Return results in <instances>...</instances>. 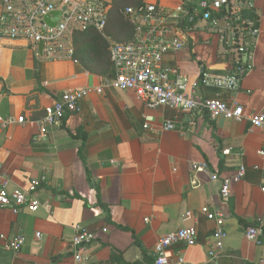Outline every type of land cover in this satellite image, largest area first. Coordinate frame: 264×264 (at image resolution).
<instances>
[{"label": "crops", "instance_id": "crops-1", "mask_svg": "<svg viewBox=\"0 0 264 264\" xmlns=\"http://www.w3.org/2000/svg\"><path fill=\"white\" fill-rule=\"evenodd\" d=\"M254 2L260 36L253 68L236 91L199 83L202 70L220 75L232 70L233 58L215 37L197 31L180 52L166 57V66L188 77L189 95L195 90L201 99L237 103L246 115L264 111V0ZM142 3L175 5L173 0ZM100 80L74 59L47 62L22 41L0 40L3 118L36 121L63 92L93 87ZM167 123L176 129L162 131ZM263 145L264 133L247 121L210 119L205 112L192 116L169 108L149 110L131 91L88 96L80 113L67 115L45 137L32 123L0 129V168L10 178L8 189L24 190L32 180L45 179L36 212L0 209V235L25 238L17 254L3 250L0 242V264H77L71 246L77 226L95 235L86 247L85 264H153L158 240L182 228L196 230V244L175 246L172 259L179 254L184 264H264V238L256 245L245 236L249 227L264 228V162L257 155ZM226 150L229 154L223 153ZM200 163L221 176L233 175L240 166L245 174L224 200L220 182L192 169ZM95 188L108 211L98 206ZM203 209L224 216L222 251L214 249L215 225ZM113 250L121 255L111 260ZM210 251L216 252V259L210 258Z\"/></svg>", "mask_w": 264, "mask_h": 264}, {"label": "built area", "instance_id": "built-area-1", "mask_svg": "<svg viewBox=\"0 0 264 264\" xmlns=\"http://www.w3.org/2000/svg\"><path fill=\"white\" fill-rule=\"evenodd\" d=\"M173 1L175 5L171 7L157 3L126 7L122 14L131 23L132 36L126 42H117L106 35L112 0H0V40L22 41L29 45L35 57L47 62L70 61L75 54L72 35L95 31L107 42L113 69V76L102 78L96 86L63 92L44 108L43 116L36 121L28 122L23 116H0V129L32 123L39 135L45 137L48 130L59 125L67 115L80 113L81 103L88 96L114 90L133 92L149 110L169 108L186 111L192 116L205 112L210 119L222 117L237 123L247 121L254 129L264 133V111L246 115L244 108L237 103L201 99L195 90L189 95L188 77L177 68L165 65L168 55L180 52L200 31L208 38L215 37L225 54L233 58L232 70L226 74L202 70L200 85L236 91L244 76L253 68L256 42L260 36L254 0ZM55 12H59L60 16L54 26H49L44 18L52 17ZM143 128L149 129L147 125ZM175 129L173 123L162 127V131ZM223 153L229 154V151ZM257 155L264 162V145ZM192 169L208 174L214 182H220L219 192L224 200L230 197L231 187L239 183L245 174L243 166L231 176L211 172L207 163L193 164ZM9 182V176L0 168V209H8L15 214L22 209L36 212L40 207L38 191L45 179L32 180L24 190L10 191ZM260 191L264 195V169ZM203 211L215 225L212 233L214 249L222 251L227 236L224 216L214 210ZM145 221L148 222L147 219ZM245 236L249 242L261 245L264 228L262 225L249 227ZM35 238L39 239L40 234L36 233ZM196 238L194 228H182L163 236L154 247L153 264H184L185 260L179 254L172 259V249L178 245L192 247ZM94 240L95 235L87 228L77 226L74 229L71 246L77 264L86 263V247ZM0 242L3 250L17 254L24 246L25 238L0 235ZM209 256L212 260L217 257L215 251H210Z\"/></svg>", "mask_w": 264, "mask_h": 264}, {"label": "trees", "instance_id": "trees-1", "mask_svg": "<svg viewBox=\"0 0 264 264\" xmlns=\"http://www.w3.org/2000/svg\"><path fill=\"white\" fill-rule=\"evenodd\" d=\"M141 4H143L142 0H112V7L108 14L106 35L117 42L128 41L132 36V26L122 12L126 7H137ZM72 40L75 49L74 60H76L86 71L99 75L101 79L111 78L113 76L108 45L103 36L95 31H88L85 33L77 32L72 35ZM82 152L83 150L80 149L78 154L86 167L85 158ZM86 174L88 181H91L87 168ZM95 189L97 191L98 206L108 211V208L100 203L99 192L97 188ZM117 255H121V253L113 250L111 260Z\"/></svg>", "mask_w": 264, "mask_h": 264}, {"label": "water", "instance_id": "water-1", "mask_svg": "<svg viewBox=\"0 0 264 264\" xmlns=\"http://www.w3.org/2000/svg\"><path fill=\"white\" fill-rule=\"evenodd\" d=\"M59 16H60V13L59 12H55V13L52 14V17H49V16L45 17L44 21L49 26H54L56 24ZM40 48H41V46H40Z\"/></svg>", "mask_w": 264, "mask_h": 264}, {"label": "rangeland", "instance_id": "rangeland-1", "mask_svg": "<svg viewBox=\"0 0 264 264\" xmlns=\"http://www.w3.org/2000/svg\"><path fill=\"white\" fill-rule=\"evenodd\" d=\"M108 36V35H107ZM114 40V39H113Z\"/></svg>", "mask_w": 264, "mask_h": 264}]
</instances>
